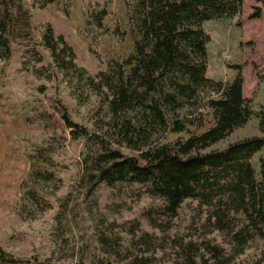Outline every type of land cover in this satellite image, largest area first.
Segmentation results:
<instances>
[{"label": "trees", "instance_id": "1", "mask_svg": "<svg viewBox=\"0 0 264 264\" xmlns=\"http://www.w3.org/2000/svg\"><path fill=\"white\" fill-rule=\"evenodd\" d=\"M34 1L40 8L55 3ZM252 1L256 6L249 18L258 20L264 0ZM0 6V59L9 58L12 42H22L31 45L26 53L32 60L42 64L32 46V15L23 0H0ZM126 7L134 52L95 76L78 66L72 47L51 26L42 37L55 67L68 77L80 100L88 104L96 99L94 131L73 121L66 107H58L72 140L85 143L81 165L89 190L93 194L101 184L111 189L138 187V196L163 203L143 214L157 234L144 231L137 220L121 224L100 220L96 235L102 258L77 264H264V108L255 113L244 97L241 66L235 67L237 75L230 83L208 78L211 38L203 29L209 22L240 16L244 0H129ZM108 16L103 7L92 21L103 35L122 38L119 25L115 32L104 27ZM205 92L218 95L205 104L214 118L211 129L174 145L153 143L171 125L175 133H182L185 125L179 113L200 108ZM254 116L261 136L205 152ZM57 143L53 140L31 155V178L36 183L58 180L50 170L58 166ZM113 145L141 152L142 162ZM29 196L40 212L52 209L37 194ZM184 206L190 219L180 234L176 221ZM252 250L259 251L258 259L241 261ZM0 264L48 263L18 258L0 245Z\"/></svg>", "mask_w": 264, "mask_h": 264}, {"label": "rangeland", "instance_id": "2", "mask_svg": "<svg viewBox=\"0 0 264 264\" xmlns=\"http://www.w3.org/2000/svg\"><path fill=\"white\" fill-rule=\"evenodd\" d=\"M128 1L55 0L54 4L40 8L34 0H23L32 15V46L43 63L33 61L26 53L31 45L22 42H12L9 58L0 59V245L18 258L48 264L90 263L102 258L96 235L100 220L117 224L137 220L144 231L156 233L143 214L161 208L162 202L138 196V187L111 189L101 184L92 194L84 183L81 162L86 154L85 143L72 140L58 107H66L73 121L94 131L96 99L92 98L88 104L80 100L68 77L57 70L42 44L45 29L51 26L72 47L78 66L95 76L110 63L123 62L134 52L127 19ZM255 6L252 0H244L240 16L209 22L203 29L211 38L208 78L230 83L237 75L235 67L241 66L244 97L258 113L264 108V11L260 19L250 20ZM103 7L109 12L104 27L115 32L119 25L122 38L103 35L94 25L92 15ZM0 9L3 10L1 6ZM217 97L214 92L203 93L200 108H187L179 113L185 130L175 133L171 125L153 143L174 145L211 129L214 118L205 104ZM259 136L258 119L254 116L245 127L205 152L223 150L229 144ZM53 140L58 142L54 155L58 166L50 170L58 180L36 183L31 178V155ZM112 147L142 162L141 152L125 145ZM253 162L258 168V157ZM30 192L43 198L52 209L40 212L30 199ZM188 209L182 207L176 221L180 234L190 219ZM216 239L221 242L219 237ZM258 257L259 251L252 250L241 261L253 263Z\"/></svg>", "mask_w": 264, "mask_h": 264}]
</instances>
